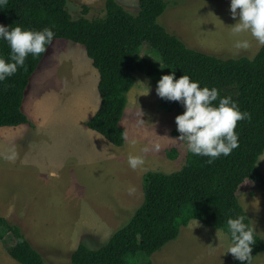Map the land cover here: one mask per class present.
Here are the masks:
<instances>
[{"label":"rangeland","instance_id":"1","mask_svg":"<svg viewBox=\"0 0 264 264\" xmlns=\"http://www.w3.org/2000/svg\"><path fill=\"white\" fill-rule=\"evenodd\" d=\"M105 1L67 0L66 7L73 18L84 14L92 19L104 14ZM116 1L138 12L137 0ZM164 1L158 23L191 48L220 58H252L261 47L248 33L233 35L230 0ZM237 39L248 40L249 48L237 50ZM140 52L167 75L155 50L143 44ZM133 78L119 121L125 140L116 146L82 125L100 103L99 75L84 46L57 38L24 93L22 111L30 125L0 128V216L18 224L48 264H70L79 243L105 244L141 205L144 174L171 173L186 161V146L174 140L179 134H172L174 114L159 108L157 81L141 71ZM171 150L174 158L168 156ZM129 156L143 157L144 165L131 169ZM258 164L264 173V152ZM238 201L264 238V191L247 182ZM11 240L8 235L0 239V264H20L6 251ZM229 245L222 230L192 219L176 239L149 255L128 254L125 264H233L232 254L225 252ZM252 264H264V252Z\"/></svg>","mask_w":264,"mask_h":264},{"label":"trees","instance_id":"2","mask_svg":"<svg viewBox=\"0 0 264 264\" xmlns=\"http://www.w3.org/2000/svg\"><path fill=\"white\" fill-rule=\"evenodd\" d=\"M66 1L8 0L0 8V24L34 31L50 28L55 33L54 40L62 38L84 46L99 75L100 103L82 124L113 145L121 146L125 140L119 121L126 93L134 83L133 73L141 71L155 81L163 76L141 55L143 44L159 54L167 74L175 72V78L187 75L198 81L200 87L216 88L218 100L230 98L241 112L250 114V119L237 122L239 146L230 155L209 164L207 157L188 152L184 165L177 171L146 172L142 203L129 221L97 248L79 243L71 253L70 264H125L128 254L142 251L149 255L176 239L181 227L192 219L222 230L227 236V221L238 216H245L244 222L252 228L238 201V192L247 182L264 191V173L258 164L264 152V47L252 58H220L191 48L158 23L167 6L164 0H137L136 14L116 0H106L104 14L92 19L84 14L73 18ZM46 52L38 57L29 55L24 67L0 82V127L30 124L22 111V102L29 79ZM9 53L7 43L0 41V58L9 61ZM159 108L174 117L184 111L179 102L162 98ZM172 134L179 133L174 129ZM168 156L174 158L175 151H169ZM6 235L12 239L11 244L5 245L6 251L15 261L48 264L21 227L0 216V239ZM254 239L252 259L264 252V238L254 231ZM233 264L241 262L233 257Z\"/></svg>","mask_w":264,"mask_h":264},{"label":"clouds","instance_id":"3","mask_svg":"<svg viewBox=\"0 0 264 264\" xmlns=\"http://www.w3.org/2000/svg\"><path fill=\"white\" fill-rule=\"evenodd\" d=\"M7 3L8 0H0V8ZM229 11L236 21L231 26L233 35L248 33L259 46L264 47V0H230ZM54 37L55 33L50 28L34 31L0 24V41L6 42L10 49V62L0 58V82L24 67L29 55L38 57L45 53ZM234 47L237 50L247 49L249 41L237 39ZM155 91L158 97L183 106V113L175 117L179 136L174 140L183 143L190 154L207 157V162L211 164L221 156L230 155L239 146L235 131L237 122L250 119V114L241 112L230 98L218 100L216 88L200 87L199 82L189 76L175 78V72H171L157 81ZM216 101L218 103L214 105ZM127 162L133 170L145 163L141 156H129ZM244 221L245 216L227 221L230 245L225 252L232 254L241 264H252L254 229Z\"/></svg>","mask_w":264,"mask_h":264},{"label":"crops","instance_id":"4","mask_svg":"<svg viewBox=\"0 0 264 264\" xmlns=\"http://www.w3.org/2000/svg\"><path fill=\"white\" fill-rule=\"evenodd\" d=\"M24 99V98H23ZM23 103V102H22ZM30 121V120H29ZM24 125V124H23ZM30 125V124H29ZM83 125V124H82ZM18 126H20V125H18ZM9 127V126H8ZM10 127H17V126H10ZM28 127V126H27ZM26 127V128H27ZM0 128H2V127H0ZM26 128H25V132H26ZM19 130V129H18ZM4 132V135H7L8 134V132L7 131H3ZM18 132V131H17Z\"/></svg>","mask_w":264,"mask_h":264}]
</instances>
